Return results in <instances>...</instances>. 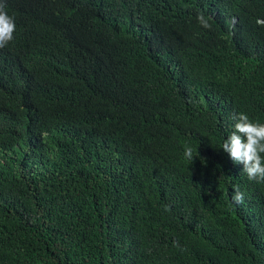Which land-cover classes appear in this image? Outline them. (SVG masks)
Segmentation results:
<instances>
[{"label": "trees", "instance_id": "trees-1", "mask_svg": "<svg viewBox=\"0 0 264 264\" xmlns=\"http://www.w3.org/2000/svg\"><path fill=\"white\" fill-rule=\"evenodd\" d=\"M0 2V264H264V0Z\"/></svg>", "mask_w": 264, "mask_h": 264}, {"label": "clouds", "instance_id": "clouds-1", "mask_svg": "<svg viewBox=\"0 0 264 264\" xmlns=\"http://www.w3.org/2000/svg\"><path fill=\"white\" fill-rule=\"evenodd\" d=\"M198 21L208 26L202 15H198ZM16 29L15 19L5 10V3L0 2V48H4L14 39ZM231 119L235 121L233 131L220 148L228 153L234 163L242 164L243 171L249 181L264 182V123L253 121L243 112L233 113ZM184 156L193 160V150L185 146ZM236 203L244 202V194L239 187L234 189L232 196Z\"/></svg>", "mask_w": 264, "mask_h": 264}]
</instances>
